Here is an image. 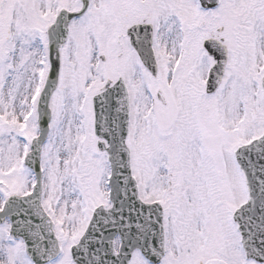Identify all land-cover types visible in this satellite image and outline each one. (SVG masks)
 I'll return each instance as SVG.
<instances>
[{"label":"snow or ice","instance_id":"snow-or-ice-1","mask_svg":"<svg viewBox=\"0 0 264 264\" xmlns=\"http://www.w3.org/2000/svg\"><path fill=\"white\" fill-rule=\"evenodd\" d=\"M0 264H264V0H0Z\"/></svg>","mask_w":264,"mask_h":264}]
</instances>
